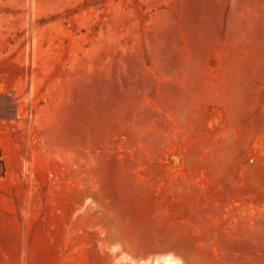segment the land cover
<instances>
[{"label": "rangeland", "instance_id": "obj_1", "mask_svg": "<svg viewBox=\"0 0 264 264\" xmlns=\"http://www.w3.org/2000/svg\"><path fill=\"white\" fill-rule=\"evenodd\" d=\"M264 264V0H0V264Z\"/></svg>", "mask_w": 264, "mask_h": 264}, {"label": "bare ground", "instance_id": "obj_2", "mask_svg": "<svg viewBox=\"0 0 264 264\" xmlns=\"http://www.w3.org/2000/svg\"><path fill=\"white\" fill-rule=\"evenodd\" d=\"M165 262L168 263V264H174L173 261H169V260H166Z\"/></svg>", "mask_w": 264, "mask_h": 264}]
</instances>
